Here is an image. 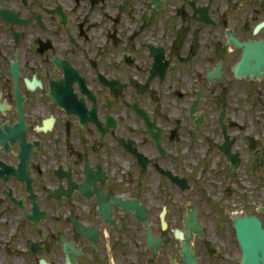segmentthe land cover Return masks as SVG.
Segmentation results:
<instances>
[{"label":"flooded vegetation","instance_id":"af4514ba","mask_svg":"<svg viewBox=\"0 0 264 264\" xmlns=\"http://www.w3.org/2000/svg\"><path fill=\"white\" fill-rule=\"evenodd\" d=\"M249 167L264 0H0V264H185L183 179L205 235Z\"/></svg>","mask_w":264,"mask_h":264},{"label":"rangeland","instance_id":"374dc122","mask_svg":"<svg viewBox=\"0 0 264 264\" xmlns=\"http://www.w3.org/2000/svg\"><path fill=\"white\" fill-rule=\"evenodd\" d=\"M248 165L251 166L249 161ZM256 170L249 167L233 177H228L226 173L224 185L216 184L214 187L205 179H198L204 182V195L212 201L213 206L212 216H209L207 208L203 211V215L212 219L211 223H208L205 218V237L201 239L196 236L193 242L200 264L239 263L240 249L232 228V217L235 214L258 213L264 220V213L258 211V208L264 205V167L257 172ZM218 175H221V172H208L206 177ZM195 193L194 185L191 190L183 192V215L186 214L189 203H196ZM227 217L229 231L223 226V220Z\"/></svg>","mask_w":264,"mask_h":264},{"label":"water","instance_id":"95a60500","mask_svg":"<svg viewBox=\"0 0 264 264\" xmlns=\"http://www.w3.org/2000/svg\"><path fill=\"white\" fill-rule=\"evenodd\" d=\"M234 227L242 248L241 264H264V227L261 220L255 215L235 216ZM188 237L183 243V253L187 264H198L194 257L193 248L189 247L191 240L190 228L201 233L197 222L196 211L188 212L185 218Z\"/></svg>","mask_w":264,"mask_h":264}]
</instances>
